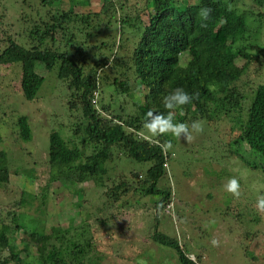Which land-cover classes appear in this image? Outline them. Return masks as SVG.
<instances>
[{"label":"trees","instance_id":"trees-1","mask_svg":"<svg viewBox=\"0 0 264 264\" xmlns=\"http://www.w3.org/2000/svg\"><path fill=\"white\" fill-rule=\"evenodd\" d=\"M91 1H4V9L15 12V16L6 20L15 31L0 52V69L19 68L20 93L27 101L35 99L44 82L47 83L45 72L54 71L58 89L67 94L62 108L70 115L80 109L81 118L72 117L69 140L52 145L57 135L51 132L46 158L49 182L70 190L77 216L72 214L75 210L69 211L66 228L54 227L56 231L49 235L33 231L24 239L23 252L29 243L35 248L33 260L27 261L8 236L10 225L0 213V253L7 250L10 258L0 255V264H101L103 259L96 257L95 240H111L113 233L100 231L106 223L97 219L95 212L92 216L99 229L91 230L90 223L84 224L87 216L81 210L83 185L93 180L97 181V188L103 187V179L113 181L111 178L117 176L115 179L120 180L104 194L110 208H114V215L109 212V218L121 217L116 216L115 204L121 202L128 208L131 194L145 187L143 204L139 199L131 200L135 206L144 207L149 202L157 215L165 203L171 202L172 191L163 190L159 184L168 172L169 158L175 156L176 138L167 134L153 137L155 142H150L140 133L145 130L149 110L167 114L163 97L174 89L181 88L193 95L191 103L184 106L183 115L174 112L175 122L191 124L201 120L211 126L219 124L218 129L214 127L216 130L228 122L233 147L222 157L234 162L245 152L253 157L260 154L264 159V78L257 81L251 102L231 89L249 65L258 61L256 53L264 58L263 47L243 45L250 24L256 20L264 22V0H254L259 10L250 13L253 16L247 15L249 11L234 9L233 0H102L100 5L99 1L94 5ZM60 5L63 6L59 8ZM77 6L88 11L75 12ZM201 8L211 9L207 21L198 15ZM240 61L242 66L238 65ZM106 91L107 102L102 100ZM133 91L137 92V100L129 98ZM242 103L248 104L244 116L240 113L244 110ZM14 126L18 138L31 139L26 116H18ZM169 141L173 147L162 151L160 145ZM112 161L114 169L110 175L108 164ZM131 163L141 165L144 170L131 168ZM252 164L250 167L256 170L257 166ZM106 167L110 176L102 178ZM123 171L131 179L125 178ZM138 175L141 179L136 182ZM9 176L6 154L0 151V184L7 185ZM61 187L58 190L62 192ZM250 190L256 191L252 187ZM106 207L97 212H106ZM122 223L119 228L115 223L120 236L130 232L131 226ZM16 228L13 230L23 226L19 223ZM145 238L146 242L172 250L176 264H200L197 257L189 258L175 236L164 232L157 218Z\"/></svg>","mask_w":264,"mask_h":264},{"label":"rangeland","instance_id":"rangeland-1","mask_svg":"<svg viewBox=\"0 0 264 264\" xmlns=\"http://www.w3.org/2000/svg\"><path fill=\"white\" fill-rule=\"evenodd\" d=\"M4 1L6 2L0 0V52L7 47L6 40L8 37H14L15 31L6 24V20L15 16V12L5 10ZM91 2L93 5H100L102 0ZM232 7L239 12L249 11L247 14L249 16H253L250 13L256 14L259 10L254 0H233ZM262 10L263 7L260 8V11ZM74 11L80 13L88 10L77 6ZM247 35L248 38L243 45L264 48V22L260 20L252 22ZM117 39L118 33L115 35V41ZM256 55L258 61L252 62L242 79L231 85V89L236 94H241L247 102H251L253 98L252 91L258 85L257 81L264 78V58H261L259 53ZM238 65L242 66L243 62L240 61ZM53 72H45L47 83L44 82L35 99L27 101L20 93L19 68L0 69V151L6 154L10 173V182L7 185L0 184V213L3 219H6L4 222L10 225L8 236L13 238L20 255H26L27 261L33 260L35 248L29 243L26 252H23L26 244L24 239L29 238L33 231H42L49 235L56 231L54 227L66 228L69 211L77 209L70 190L48 180L49 169L46 162L48 137L55 131L57 137L51 144L64 141L70 137L68 125L72 123V117L81 118L80 109L77 108L71 116L62 108V103L67 102L65 98L67 94L62 86H59L62 90L58 89ZM108 98L109 94L106 91L102 95V100L107 102ZM129 98L137 100V92L133 91ZM242 104L244 110L240 113L244 116L248 104ZM18 116L28 118L32 133L29 141H23L17 136L14 123ZM198 121L202 123L203 131L193 133L190 142L183 138L175 139V156L169 158L168 172L159 184L163 190L172 191L171 202L165 203L163 210H158L157 215L149 202H146L144 207H137L132 203L139 199L143 204L141 197L146 187L131 194L132 202L129 200L128 208L123 207L125 204L121 202L115 204L118 207L116 216L120 214L121 217L114 219L109 218V212L114 215V208H110L104 194L112 185L119 183L120 180L115 179L117 176L111 178L113 181L103 179V187L97 188L96 180L83 185L81 210L87 216V222L84 224L90 223L91 230L99 229L100 226L94 222L95 218L92 216L95 212L96 218L106 223V226L100 227V231L113 233L111 240H95L98 249L96 257L103 259L101 264H136L138 259H143L146 264H176V255L172 250L145 241L154 218L159 220L164 232L175 236L189 253L188 256L197 257L200 264H264V212L257 210L255 199L257 191L260 192V196H264V159L260 154L254 153L255 157L245 152L240 154L242 150H239L242 158L237 157L234 162L226 156L222 157L233 147L231 124L225 122L221 130H216L219 124L211 126L201 120ZM140 134L151 135L146 129ZM250 162L257 166L256 170L250 167ZM113 167L112 161L108 164L110 175H113L111 170ZM131 168L144 170V167L136 163H131ZM28 171L31 174H26ZM108 171L106 167L102 178L109 174ZM122 173L125 174V178L131 179L127 171ZM231 178L239 181L240 190L243 191L238 198H234L224 189ZM140 179L141 175H138L134 181L138 182ZM59 187L62 188V192L58 190ZM251 187L256 191H251ZM22 192L26 193L22 195ZM21 199L25 202L22 203ZM249 204L254 209H251ZM99 206H107V213L97 212ZM76 213L77 210L72 214L77 216ZM13 218H16V221H13ZM19 223L23 228L13 230L18 229L16 225ZM115 223L118 228L119 223L122 225L128 223L131 225L130 232L120 236ZM86 228L89 230L88 226ZM213 241L216 243L213 244ZM8 254L7 250L0 253L1 258L10 259Z\"/></svg>","mask_w":264,"mask_h":264},{"label":"clouds","instance_id":"clouds-1","mask_svg":"<svg viewBox=\"0 0 264 264\" xmlns=\"http://www.w3.org/2000/svg\"><path fill=\"white\" fill-rule=\"evenodd\" d=\"M210 14V8H201L198 12L199 17L203 21H207ZM202 27H206V24H202ZM192 100L193 95H190L181 88L174 89L166 94L163 97V107L167 110V114L165 115L164 113L149 110L146 113L143 128L151 135L144 136L143 138L149 140L150 142H155L152 140L153 137L158 138L160 136L170 134L174 138H183L186 142H190L193 139V133L198 134L203 131L202 123L198 120L193 121L190 125L187 123L175 122L173 114L174 112L179 111L180 114L183 115L184 106L191 103ZM160 147L162 148V151L167 152L173 147V145L169 141L160 145ZM224 189L234 198H238L240 196V184L236 178L229 179L227 184L224 186ZM256 208L259 212H264V196H258ZM215 243L216 241H213V244ZM136 264H146V262L143 259H138Z\"/></svg>","mask_w":264,"mask_h":264}]
</instances>
